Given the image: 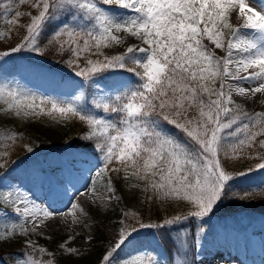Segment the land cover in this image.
Listing matches in <instances>:
<instances>
[{
  "label": "snow or ice",
  "instance_id": "snow-or-ice-1",
  "mask_svg": "<svg viewBox=\"0 0 264 264\" xmlns=\"http://www.w3.org/2000/svg\"><path fill=\"white\" fill-rule=\"evenodd\" d=\"M258 2L260 10L252 6ZM24 5L30 10H20ZM237 8L243 23L234 27L230 15ZM0 21L11 26L0 31V38L10 39L21 28L26 33L15 45L0 47V73L15 54L27 50L43 55L51 47L77 78L67 82L72 91L59 97L0 84V111L21 119L47 115L80 121L85 126L80 138L101 161L96 177L122 173V179L137 181L133 187L142 188L147 201L179 209L149 223L137 213L124 212L135 217L136 226L120 229L100 264H195L198 253L189 260L188 249L197 247L207 219L234 181L264 171V112L242 110L232 95L264 93V0H0ZM224 29L231 32L226 43ZM130 37L140 44L109 54L107 50ZM205 40L225 55L218 56ZM229 80L233 83L226 91ZM4 139L10 146L19 136L11 133ZM252 152L255 167L235 175L224 163L249 158ZM10 155L6 148L0 160ZM8 171L0 173L3 244L28 237V224L53 215L22 185L6 183ZM262 185L264 181L256 186ZM74 187L69 181L53 194L67 195ZM108 189L115 191L111 176ZM236 198L244 201L249 193ZM145 228L157 230L154 247L120 257ZM165 241L171 249L162 247ZM22 246L30 251L15 264H59L53 252L31 239ZM59 249L78 255L64 243ZM32 252L49 259H37Z\"/></svg>",
  "mask_w": 264,
  "mask_h": 264
},
{
  "label": "rangeland",
  "instance_id": "rangeland-1",
  "mask_svg": "<svg viewBox=\"0 0 264 264\" xmlns=\"http://www.w3.org/2000/svg\"><path fill=\"white\" fill-rule=\"evenodd\" d=\"M252 6L256 7L257 10H260L259 2L252 4ZM20 10L29 11L30 8L28 5H24L21 6ZM27 22V18H23L21 20V23L26 24ZM230 23L234 27H238L243 23L242 18L238 15V8L234 9L230 15ZM10 27V25L0 21V31H7ZM17 31L19 34L17 35L14 32L10 39L7 37L0 38V47L11 46L20 42L26 33L23 28L18 29ZM223 31V40L226 43L229 37H231V32L228 29H224ZM42 41L41 46L43 47L46 43V38H42ZM205 43L208 48L214 51L218 56L225 55L224 51L215 49L214 45L207 40H205ZM125 48L126 47H123V49L119 52L109 54H120L125 50ZM63 59L64 57L57 55L51 47H48L43 55L27 50L22 51L15 54L8 60L6 65L10 64L12 69L10 73H6L5 71L0 73V84H8L10 87L23 88L36 93L37 95L59 97L62 94L71 92L72 89L67 82L77 79L73 76L70 70L63 63H61ZM219 83L220 81L217 79L216 87H218ZM232 83L233 81L231 80L226 82V91L229 90L228 85ZM245 87H247V85H245ZM232 95L238 104L248 110L256 107L258 110L264 108V93H257L255 96H250L249 94L246 97L238 95L233 91ZM34 125L39 126L38 128L41 130H49V133H52V135L54 134L52 140H47L45 136L36 132ZM84 127L85 126L78 120L64 121L52 119L47 115H42L39 119H21L15 117L11 113L0 111V155L3 154L6 148L11 153L6 160H0V163L5 164L4 168H0V173H4L5 168H9L10 171L7 173L6 183L12 181L17 183V176L27 171L26 169L29 165H35L36 162L45 161L47 158L53 157L57 153H61L66 150L77 152L82 156H84L83 154L88 153L89 155L86 157V160L83 158L81 159L85 161V163L89 164H86V166H88L86 167L87 170L92 167V171L91 173L89 171L85 183H88L87 186L95 192L94 195L96 196H91L87 203H85L84 213L79 215L78 218L79 222L76 224L73 223L54 226L50 230L49 228H35V231H37L40 236L37 237L29 234L28 237H22L21 242L24 239H31L35 244L44 241L45 243H52V245L56 248H59V246L64 243L67 247L75 248L77 250L79 248L78 255L69 256L67 253H63L73 264H100L102 255L117 239L120 229L125 226L129 228L136 226L135 217L133 215L125 217L123 215L124 212L127 211L130 213H137L139 214L142 222L149 223L158 222L157 217L163 218L169 214H174V211H178L179 209H166L165 206L159 203L153 204L147 201V194L142 190V188L133 187L137 181L135 179L127 181L122 179V173L120 175L116 173H106L103 177H96L95 170L99 166H102L101 161L95 159L97 154L91 147H89V145L85 146L84 144H78L77 140L71 139L74 134L82 136ZM11 133H16L19 136V139L9 146L8 141H6L4 137ZM27 147H32L34 150L32 152H28L26 150ZM256 151H259V149ZM255 157L256 152H252L250 153L249 158L231 159L225 161L224 163L226 164L228 170L235 175L241 171H245L249 167H255L258 162ZM108 176H111L112 185L115 188L114 192H111L108 189ZM87 178L91 181L87 180ZM37 184L41 185L42 183L41 181H37ZM99 187L110 193L112 197L110 201L104 200L98 195L97 192ZM38 189L39 191H44L41 187ZM83 192L85 193V191L81 188L77 191L78 194L81 193L80 195H82ZM247 203L248 201H246L245 204L235 203L228 207L222 205L216 208L214 214L207 219V223L204 225L205 231L200 236L198 245L203 241L202 239L207 236L211 221H215L214 227L218 229L220 228L218 223H222L223 221L234 224V222H238L239 220V222H244L246 219L251 217L264 220V215L248 212L247 209L250 207ZM220 213L230 214L220 215ZM96 214H99L101 218L104 219V222H99V225L106 240L102 245V250L98 252L91 251V257L84 259L83 263H80V260H77V258H79L81 249L85 250L90 246L89 242L93 235L92 224L94 222V215ZM10 219H15V217H10ZM7 222L8 221H5L4 223L7 224ZM27 228L29 232L33 231L31 224H28ZM0 230H2V228H0ZM153 236L154 229H140L134 238V243L124 247L120 251V257L130 256L141 247H154ZM8 244L9 243H0V264H15L16 260L25 258V255L28 253L25 248H9ZM37 246L41 247L39 244ZM194 254L195 249L189 247L187 258L191 260ZM32 255L35 256L33 252ZM36 258L41 259L40 257ZM44 260H47V258ZM88 260H91V262ZM198 260L200 259L195 257V264H204L201 260Z\"/></svg>",
  "mask_w": 264,
  "mask_h": 264
},
{
  "label": "bare ground",
  "instance_id": "bare-ground-1",
  "mask_svg": "<svg viewBox=\"0 0 264 264\" xmlns=\"http://www.w3.org/2000/svg\"><path fill=\"white\" fill-rule=\"evenodd\" d=\"M82 158L86 160L85 156L66 150L45 161L33 160L36 164L29 165L27 171L17 176V184L22 185L31 194L34 202L42 207H48L53 213L48 217H38L31 223L32 228H49L50 230L54 226L79 222L78 218L84 213L85 203L91 196H96L95 192L87 186L88 183H85L89 171L86 169L87 163L81 160ZM37 181H41L42 184L38 185ZM69 181L75 187L67 195L53 194L58 185ZM40 187L44 191H39ZM79 188L85 193L78 194ZM97 193L104 200L110 201L108 199L111 197L110 193L101 187L98 188ZM73 204L77 207L73 208ZM5 211L11 213L10 208H5ZM239 221L234 224L223 221L218 223L220 227L218 229L214 227L215 221H211L207 236L195 248V253H198L196 257L204 264H264V220L251 217L244 222Z\"/></svg>",
  "mask_w": 264,
  "mask_h": 264
},
{
  "label": "trees",
  "instance_id": "trees-1",
  "mask_svg": "<svg viewBox=\"0 0 264 264\" xmlns=\"http://www.w3.org/2000/svg\"><path fill=\"white\" fill-rule=\"evenodd\" d=\"M132 45V44H137L139 45L140 42L137 41L135 38H127L125 44L119 45V46H114L112 49L107 50L109 53H116L119 52L121 49H123V47H126L127 45ZM11 66L9 65H4V71L6 73H10L11 72ZM121 75H128L126 73H121ZM219 87V85H218ZM242 110L251 113H255V112H264V108L261 109H257L253 108V109H246L241 105ZM39 126H35L34 125V129L36 132L40 133L41 135L45 136L47 138V140H52L54 134L52 135V133H49V130L43 129L41 130L40 128H38ZM64 137V136H63ZM81 136L79 134H74L72 135L71 139H75L77 140L78 144H84L85 146L88 145V142L82 140L80 138ZM264 181V171H256L252 174H250L248 177H241L237 180L234 181V187L232 189V191H230L228 193V196L224 199L223 203H221L219 206H231L235 203H246V201H248L247 205L250 207L249 209H247L248 212H253V213H258L261 215H264V185L257 187L256 185H261V182ZM247 191L249 193V199H246L244 201H241L239 199H237V196L243 195L244 192ZM235 194V195H234ZM124 206V204H123ZM218 206V207H219ZM217 207V208H218ZM98 211V210H97ZM98 213V212H97ZM224 214V215H228L230 213H220ZM94 222L92 224V238L90 239V246L88 248H86L85 250L81 249V252L79 253V258H77V260H80V263H83L84 259H87L88 257H91L90 252L91 251H100L102 250V245L105 242L106 238L104 236V233L102 232V229L100 228L99 222L103 223L104 219L101 218V216L99 214L94 215ZM99 220V221H98ZM157 230L154 229V234L156 233ZM30 235H35L37 237L40 236V234L37 231H30L29 232ZM40 245L41 247L53 252L55 254V256L59 259V264H73L72 262H70L71 260H69L68 258L65 257L64 254H61V251L59 248H56L52 245V243H48V242H44L41 241L39 243H37L36 245ZM9 248H15V247H23L25 248V250L27 252L30 251V249H28L26 246H22V242H21V238L17 239L13 242H10L8 244ZM162 247L165 250L171 249L172 245L170 241H165L162 245ZM79 250V248H78ZM35 254L36 257H40L41 259H49V257H47V255H39L36 252H33ZM91 262V260H88Z\"/></svg>",
  "mask_w": 264,
  "mask_h": 264
}]
</instances>
